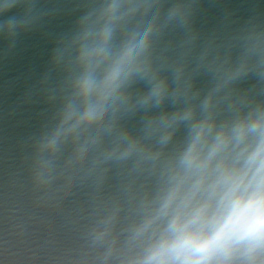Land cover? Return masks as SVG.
Wrapping results in <instances>:
<instances>
[{"label": "clouds", "instance_id": "obj_1", "mask_svg": "<svg viewBox=\"0 0 264 264\" xmlns=\"http://www.w3.org/2000/svg\"><path fill=\"white\" fill-rule=\"evenodd\" d=\"M204 3L0 0V60L75 15L26 93L44 106L20 142L33 215L7 233L54 210L47 264H264V11L204 29Z\"/></svg>", "mask_w": 264, "mask_h": 264}, {"label": "water", "instance_id": "obj_2", "mask_svg": "<svg viewBox=\"0 0 264 264\" xmlns=\"http://www.w3.org/2000/svg\"><path fill=\"white\" fill-rule=\"evenodd\" d=\"M254 9L264 11V0H205L196 24L211 29L225 10L232 11L234 19L242 22ZM18 11L12 9L5 18ZM74 19L75 15L67 12L56 16L44 27L21 36L17 47L0 60V242H6L3 246L16 253L17 264H47L49 256L38 250V242L52 225L60 222L54 210L46 209L40 216L47 219L34 223V231L23 243L7 234L11 224L33 215L23 163L25 152L20 142L39 127L44 106L25 102L26 93L45 70L56 36L70 28Z\"/></svg>", "mask_w": 264, "mask_h": 264}]
</instances>
